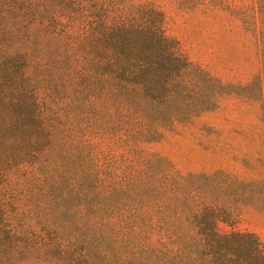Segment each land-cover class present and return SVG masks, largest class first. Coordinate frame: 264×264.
<instances>
[{
  "label": "trees",
  "instance_id": "trees-1",
  "mask_svg": "<svg viewBox=\"0 0 264 264\" xmlns=\"http://www.w3.org/2000/svg\"><path fill=\"white\" fill-rule=\"evenodd\" d=\"M230 10L261 57L245 85L179 54L153 0H0V264H264L216 232L264 210V179L144 149L224 95L264 113V0Z\"/></svg>",
  "mask_w": 264,
  "mask_h": 264
},
{
  "label": "rangeland",
  "instance_id": "rangeland-1",
  "mask_svg": "<svg viewBox=\"0 0 264 264\" xmlns=\"http://www.w3.org/2000/svg\"><path fill=\"white\" fill-rule=\"evenodd\" d=\"M179 54L201 65L224 85H245L261 69L255 36L230 9L252 0H153ZM227 5V6H226ZM227 7V8H226ZM259 101L224 95L218 107L190 124L165 130L144 145L182 173L223 170L246 181L264 179V116ZM219 235L253 233L264 241V210L245 206L234 221L216 225Z\"/></svg>",
  "mask_w": 264,
  "mask_h": 264
}]
</instances>
